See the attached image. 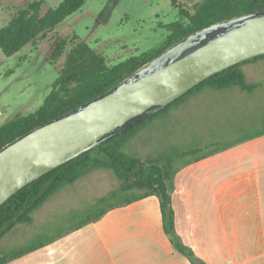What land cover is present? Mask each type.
<instances>
[{
	"label": "crops",
	"instance_id": "obj_1",
	"mask_svg": "<svg viewBox=\"0 0 264 264\" xmlns=\"http://www.w3.org/2000/svg\"><path fill=\"white\" fill-rule=\"evenodd\" d=\"M204 92L149 121L128 139L124 150L160 162L173 161L170 153L181 158L198 151L173 167L177 233L206 264H264V128L209 145L207 120L182 111ZM184 142L188 147H179ZM106 170L111 169H92L61 188L30 222L4 235L0 241L9 236L14 247L18 245L15 251L36 247L8 264H193L166 234L156 195L115 206L97 219L41 239L53 225L51 213L56 212L48 207L52 201L64 203L65 211L78 210L81 205L69 203L68 193L99 202L120 189L122 181ZM91 181L101 185L99 190L97 185L84 188Z\"/></svg>",
	"mask_w": 264,
	"mask_h": 264
},
{
	"label": "trees",
	"instance_id": "obj_2",
	"mask_svg": "<svg viewBox=\"0 0 264 264\" xmlns=\"http://www.w3.org/2000/svg\"><path fill=\"white\" fill-rule=\"evenodd\" d=\"M86 1L62 0L57 6L49 7L45 12L41 0L29 2L20 8L7 24L0 27V49L7 56L16 54L78 11ZM169 1L178 8L180 18L167 25L170 35L166 46L157 55L190 34L210 25L264 11V0H201L192 10L181 6L180 0ZM65 46L66 40H59L53 49L52 58L58 59ZM262 58L264 56L237 64L207 78L160 112L20 189L0 206V239L17 224L30 222L32 214L61 188L74 183L92 169L105 168L113 170L122 181L119 190L139 192L123 202L104 206L94 219L115 206L156 195L161 204L164 230L176 249L187 256L193 264H206L183 242L175 228V211L172 205L175 176L173 161L142 160L126 153L124 146L128 139L149 121L185 103L203 89L224 90L237 86L245 91L255 90L258 84L247 81L243 65ZM145 64L146 62L139 57L131 56L117 64L109 65L86 41L79 42L69 53L63 73L55 81L54 88L40 108L0 126V149L34 128L108 92ZM197 152L189 151L182 156ZM116 193L117 191H113L102 197L100 202H107ZM35 249L36 247H29L0 255V264H8L11 260Z\"/></svg>",
	"mask_w": 264,
	"mask_h": 264
},
{
	"label": "rangeland",
	"instance_id": "obj_3",
	"mask_svg": "<svg viewBox=\"0 0 264 264\" xmlns=\"http://www.w3.org/2000/svg\"><path fill=\"white\" fill-rule=\"evenodd\" d=\"M31 1L34 0H0V27ZM41 1L45 12L62 0ZM200 1L180 0V4L192 10ZM179 18L178 8L169 0H87L78 11L16 54L7 56L0 49V126L40 108L63 73L69 53L79 42L86 41L109 65L131 56L148 63L166 46L170 35L167 25ZM61 39L66 40L64 52L58 59H53V49ZM254 61H261V64L255 66L248 62L244 64V71L249 83L258 84L255 90L245 91L237 86L224 90L206 88L207 92L182 110L183 114L199 115L207 120L206 126L211 129L205 132V139L209 145H221L228 139L254 134L264 128V58ZM182 144L179 147H188V143ZM170 154L173 166L186 158ZM95 185L97 189L101 186L91 181L84 188L90 190ZM136 192L139 191L118 190L105 203L95 202L93 196L90 200H79L68 193L67 201L81 205V208L65 211L64 203L52 201L48 207L56 212L51 213L53 225L41 239L89 222L104 206L124 201ZM17 246L14 247L6 236L0 241V254L13 253L19 249Z\"/></svg>",
	"mask_w": 264,
	"mask_h": 264
},
{
	"label": "water",
	"instance_id": "obj_4",
	"mask_svg": "<svg viewBox=\"0 0 264 264\" xmlns=\"http://www.w3.org/2000/svg\"><path fill=\"white\" fill-rule=\"evenodd\" d=\"M264 56V11L167 48L108 92L0 149V206L29 183L160 112L207 78Z\"/></svg>",
	"mask_w": 264,
	"mask_h": 264
}]
</instances>
